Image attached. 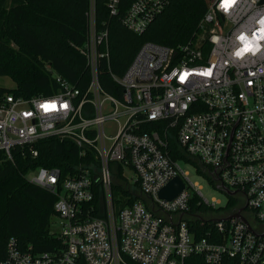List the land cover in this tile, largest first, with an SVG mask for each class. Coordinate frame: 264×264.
I'll list each match as a JSON object with an SVG mask.
<instances>
[{"label": "built area", "instance_id": "built-area-1", "mask_svg": "<svg viewBox=\"0 0 264 264\" xmlns=\"http://www.w3.org/2000/svg\"><path fill=\"white\" fill-rule=\"evenodd\" d=\"M172 0H105L111 16L136 33L144 32ZM127 4V8H124ZM201 31L186 44L148 41L124 74L111 71L120 87L110 93L102 68L109 62L110 29L99 21L97 0H90L86 38L80 47L89 69L86 88L55 73L59 85L50 95L7 96L0 104V151L13 159L17 145L57 136L75 142L93 162L62 178L60 168L40 167L29 180L58 196L51 231L62 244L54 251L23 250L16 237L0 264H186L198 255L206 264H264V236L236 218L190 215L197 193L209 201L169 151L168 134L177 128L180 146L210 167L217 184L237 191L264 232V0H207ZM125 9L123 13L122 9ZM163 128L148 131L150 122ZM38 155L37 150H33ZM131 168L143 200L116 208L117 170ZM185 189L174 199L160 198L175 177ZM98 184L105 216L93 214ZM240 194V197H238ZM190 220L212 223L198 237ZM53 224V222H52Z\"/></svg>", "mask_w": 264, "mask_h": 264}, {"label": "trees", "instance_id": "trees-1", "mask_svg": "<svg viewBox=\"0 0 264 264\" xmlns=\"http://www.w3.org/2000/svg\"><path fill=\"white\" fill-rule=\"evenodd\" d=\"M123 2L129 3V0ZM89 6L90 0H0V75L10 76L16 82L14 88L0 85V104L10 95L31 98L57 92L59 85L55 73L79 88H86L89 69L80 47L86 38ZM123 7L127 8V4ZM207 7V0H172L144 32L136 33L128 29L119 16H111L105 0H97L99 21H107L110 29L111 57L101 74L104 87L113 94L121 92L111 79V71L124 74L144 43L179 46L191 41L201 31ZM164 124V121H153L145 128L151 131L163 128ZM168 139L174 159L193 163L201 174L217 184L209 174L211 168L180 146L177 128L169 130ZM33 150H37L38 155H34ZM12 154L13 159L0 151V257L6 256L11 237L18 239L23 250L32 247L36 253L54 251L62 244L51 233L58 196L31 182L27 174L40 167H57L62 178L73 176L81 165L91 162L97 165L95 154L91 150L81 154L75 142L57 136L17 145ZM112 166L117 170L113 187L117 210L138 200L146 202L142 193L136 194L134 188L125 185L124 166L121 163H112ZM102 201L98 184L94 215L105 216ZM239 204L240 199L230 196L225 207L215 208L202 202L195 193L188 213H230ZM189 223L198 237L206 236V230L212 225L210 222L202 224L200 220ZM186 264L206 263L201 256L192 255Z\"/></svg>", "mask_w": 264, "mask_h": 264}, {"label": "rangeland", "instance_id": "rangeland-1", "mask_svg": "<svg viewBox=\"0 0 264 264\" xmlns=\"http://www.w3.org/2000/svg\"><path fill=\"white\" fill-rule=\"evenodd\" d=\"M0 85L8 87V88H14L16 86V82L10 76L0 75ZM180 162H181L182 167L185 170H189L191 180L194 183H198L202 187L201 191H202L203 195L209 201L213 202L214 198H216L220 201L217 203L215 208L225 207L228 204L230 196L223 189L219 188L218 184L212 183L205 175L201 174L198 171L197 166L194 165L193 163L185 161V160H180ZM125 173L131 179V184L134 188V189L132 188L133 192H135L136 194H141L142 192L139 189V186H137L136 183L132 182L134 177H135L134 171L131 168H126ZM34 174L35 173L30 172L27 174V177L30 178ZM232 190H234V189H232ZM141 195H143V198L146 201V203H148V204L151 203L149 198L146 195H144L143 193ZM238 197H240V194H238ZM240 198H242V197H240ZM245 212L248 215V217L251 219V221L254 225H259V223L257 221H255L254 215L251 212V210L247 209ZM207 213L219 216V215L223 214L224 211H221V212L211 211V212H207ZM59 230H60V228L58 225V219L53 218V224L51 227V231L55 232V231H59Z\"/></svg>", "mask_w": 264, "mask_h": 264}, {"label": "water", "instance_id": "water-1", "mask_svg": "<svg viewBox=\"0 0 264 264\" xmlns=\"http://www.w3.org/2000/svg\"><path fill=\"white\" fill-rule=\"evenodd\" d=\"M186 185L185 182L182 180L181 177L177 176L174 179H172L166 186H164L160 191V198L166 199V200H172L174 199L179 193H181L185 189ZM218 187L223 189L229 196H235L237 191L231 190L224 184H218ZM247 208V205H244L240 208H238L235 212H232L225 218H219L224 220H231L232 218L240 219L244 221L246 224H248L249 228L254 231L255 233L264 236V232H259L256 228L252 226L248 218L244 215V211Z\"/></svg>", "mask_w": 264, "mask_h": 264}, {"label": "flooded vegetation", "instance_id": "flooded-vegetation-1", "mask_svg": "<svg viewBox=\"0 0 264 264\" xmlns=\"http://www.w3.org/2000/svg\"><path fill=\"white\" fill-rule=\"evenodd\" d=\"M242 206H244V200L242 199V198H240V204H239V206L237 207V209L238 208H240V207H242ZM258 228H262L263 227V224L262 223H259V225H256Z\"/></svg>", "mask_w": 264, "mask_h": 264}]
</instances>
